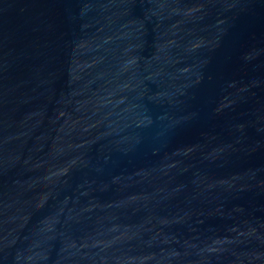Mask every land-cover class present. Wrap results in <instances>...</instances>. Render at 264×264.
<instances>
[{"label":"water","instance_id":"95a60500","mask_svg":"<svg viewBox=\"0 0 264 264\" xmlns=\"http://www.w3.org/2000/svg\"><path fill=\"white\" fill-rule=\"evenodd\" d=\"M0 264H264V0H0Z\"/></svg>","mask_w":264,"mask_h":264}]
</instances>
